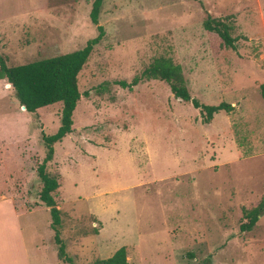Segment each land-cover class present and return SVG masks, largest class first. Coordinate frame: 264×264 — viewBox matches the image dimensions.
<instances>
[{
	"label": "rangeland",
	"instance_id": "1",
	"mask_svg": "<svg viewBox=\"0 0 264 264\" xmlns=\"http://www.w3.org/2000/svg\"><path fill=\"white\" fill-rule=\"evenodd\" d=\"M92 1L0 0L6 65L75 50L103 28L77 73L72 130L44 167L58 183L65 255L95 264L122 246L125 264H233V235L264 197V0H102L96 24ZM206 14L231 25L233 49L203 28ZM161 56L180 65L190 97L231 109L203 122L164 81L141 77ZM59 112L57 102L24 110L0 76V194L38 207L21 221L29 264H69L56 256L36 174ZM5 239L0 264H13Z\"/></svg>",
	"mask_w": 264,
	"mask_h": 264
},
{
	"label": "trees",
	"instance_id": "2",
	"mask_svg": "<svg viewBox=\"0 0 264 264\" xmlns=\"http://www.w3.org/2000/svg\"><path fill=\"white\" fill-rule=\"evenodd\" d=\"M102 0H93L89 10V18L93 24L97 23V14ZM205 30L214 32L225 47L231 49L235 46V38L230 35L231 25L220 18L205 15L202 21ZM97 35L86 40L85 44L75 50L56 54L50 57L35 59L26 63L6 65L0 56V76L13 89L14 96L24 110L35 112L39 107L53 103L60 104L59 124L56 130L49 135H42L45 154L42 162L36 167V174L41 183L38 191V199L48 207L50 227L53 230V239L57 244L56 256L59 260L74 264L64 253V245L58 236V225L60 224L59 210L55 206L52 192L58 187L56 178L49 175L45 170V163L51 159L53 153L52 144L58 142L72 130V112L80 97L77 88V73L85 63L92 47L103 35V28L97 25ZM141 77L156 78L164 81L173 95L182 101H190L193 107L200 108L203 122H208L212 114L223 110L228 112L231 106L225 102L218 104H203L196 98L190 97L182 75L180 65L173 63L169 58L156 57L143 69ZM140 77H134L131 84H135ZM127 86L124 81L119 82ZM258 92L264 106V82L258 84ZM264 212V197L245 212L247 222L240 224V230H249L255 223L257 216ZM124 247L117 248L112 255L104 259L96 260L95 264H125Z\"/></svg>",
	"mask_w": 264,
	"mask_h": 264
},
{
	"label": "crops",
	"instance_id": "3",
	"mask_svg": "<svg viewBox=\"0 0 264 264\" xmlns=\"http://www.w3.org/2000/svg\"><path fill=\"white\" fill-rule=\"evenodd\" d=\"M36 208L38 207L20 208L11 201V198L4 195L1 196L0 194V226H2V224L4 226L0 229V235L6 238L4 240L5 246L11 248L16 244L19 254L18 260L15 259L13 264H29L26 260L27 246L21 221L23 219L31 221L30 218L35 214L34 212L37 210ZM31 222L27 227L30 226L32 228L31 230H35L39 236L41 233H39L37 229H33L34 224ZM257 227H259L258 231ZM6 229L11 237L8 236L9 234L7 236L3 234ZM37 235L35 234V237ZM232 244L233 264H264V212L257 216L255 223L249 230H246L242 234H239V232H237V234L235 233L232 238ZM40 245L41 241L39 244L38 240L33 244L36 249L37 247L40 248ZM43 253L45 254V246L43 248ZM242 255L244 258L246 257L247 260L241 262Z\"/></svg>",
	"mask_w": 264,
	"mask_h": 264
},
{
	"label": "water",
	"instance_id": "4",
	"mask_svg": "<svg viewBox=\"0 0 264 264\" xmlns=\"http://www.w3.org/2000/svg\"><path fill=\"white\" fill-rule=\"evenodd\" d=\"M21 108H24V106H23V105H21Z\"/></svg>",
	"mask_w": 264,
	"mask_h": 264
}]
</instances>
